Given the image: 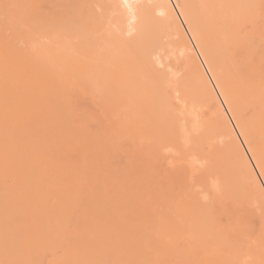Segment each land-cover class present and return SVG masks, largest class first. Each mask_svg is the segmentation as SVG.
I'll list each match as a JSON object with an SVG mask.
<instances>
[{
  "label": "bare ground",
  "instance_id": "obj_1",
  "mask_svg": "<svg viewBox=\"0 0 264 264\" xmlns=\"http://www.w3.org/2000/svg\"><path fill=\"white\" fill-rule=\"evenodd\" d=\"M245 23L264 44L252 0H0V264H264Z\"/></svg>",
  "mask_w": 264,
  "mask_h": 264
},
{
  "label": "rangeland",
  "instance_id": "obj_2",
  "mask_svg": "<svg viewBox=\"0 0 264 264\" xmlns=\"http://www.w3.org/2000/svg\"><path fill=\"white\" fill-rule=\"evenodd\" d=\"M252 1H253V3L255 5H258L260 7V12L264 16V0H252ZM261 3H263V4H261ZM261 24L262 23H260V26H263ZM261 28L262 27H260L259 31L261 30ZM252 29L253 28H252V24L251 23H245L244 26H243V28H242V30H241V34L242 35H245V34H247L249 32H252ZM254 30H256V28ZM252 34H253V32L251 34H249L250 35V37H249L250 41L253 43V45H255L257 47L256 49H258V51L260 52V54L264 53V51H263L264 50V44L263 43H260L259 38H258V35H252ZM255 58L256 59L262 58V62L260 64L261 67H260V69H257V73H255V74L254 73H249V74H246V77L245 78L244 77L241 78L242 80H241V84H240L241 85L240 95H242V97L246 101H255V103H256L255 104L256 105L255 106V109H258V110H260V111L263 112L264 111V68H263L264 67V57H258L257 56ZM257 62H259V61H257ZM80 96H82L81 97V99H82L81 101L83 103H85V104H83L82 102H80L78 100L80 98ZM83 97H84V95H82V92L76 91L75 97H74V100H75V103H76V107H79L80 109H82V108L83 109H86L90 113H92L95 116L99 117V115H101V113H100L98 107L96 105L92 104L91 102H89L90 100L88 98H87V101H85L86 98L84 99ZM77 101L80 102V104H82L83 106L80 105L79 103H77ZM92 106H93V108H92ZM88 107H89V109L90 108H92V109L89 110ZM212 107H214V108L216 107V103L215 102H213ZM250 109H252V108H250ZM207 114H208V111L205 110V115H207ZM253 117L254 116H253V110H252L249 113V117L248 118H253ZM236 134L239 137V139L241 140L242 138L240 137V135H238L239 133L237 131H236ZM241 142L243 144V139L241 140ZM244 146H245V144H244ZM166 153L169 156L168 157V161H170L169 162V166L171 165L173 167L172 168L170 166L171 169H178L179 167H181L180 164H183V162H185V160L180 157V154L178 156V152H176L175 150H172L171 149V150L166 151ZM176 156H178V157H176ZM249 157H250V155H249ZM172 158H177V159H174V161H173ZM172 162H174V163H172ZM175 162H179V163H175ZM252 162H253V160H252ZM185 165H187V163ZM185 165H183L182 167H184ZM193 165L198 168L200 166V162H195V163H193ZM157 169H158V171H161V170H164L165 167L159 165V166H157ZM194 171H195V174L194 175L198 176L199 175V170L196 169ZM256 171H258V170L256 169ZM258 176H259L260 181H264L263 178H262V176L259 174V172H258ZM159 180H160L161 185L164 188H167L166 186H170L171 184L173 186H177V184H179V183L176 182L177 180L170 181L168 178H165V177H162ZM248 210H250V209H248ZM242 213L247 214L249 212L248 211L246 212V210H245V211H242ZM216 215L219 216L221 222H223V223H226L227 222L226 215L225 214H222L219 209H217ZM254 216H255L254 214H252L251 216H248V214H247V219L249 221L251 220L250 221L251 223L249 221H248V223H250L251 226H254L256 228L257 225H258V223H257V221H253V219L255 218ZM255 220H256V218H255Z\"/></svg>",
  "mask_w": 264,
  "mask_h": 264
},
{
  "label": "snow or ice",
  "instance_id": "obj_3",
  "mask_svg": "<svg viewBox=\"0 0 264 264\" xmlns=\"http://www.w3.org/2000/svg\"><path fill=\"white\" fill-rule=\"evenodd\" d=\"M243 128V125H240ZM242 135L245 136V140L243 141V144L247 145V148L244 150L243 153H241V157L247 155V153H251V157H249V160H256L257 164L254 167L260 168V175H264V136L261 138L260 144L257 146L256 143L252 138L249 137L247 132H242ZM242 145H237V149ZM250 172L253 171V169L249 170ZM261 190L264 191V181H261L260 184Z\"/></svg>",
  "mask_w": 264,
  "mask_h": 264
}]
</instances>
